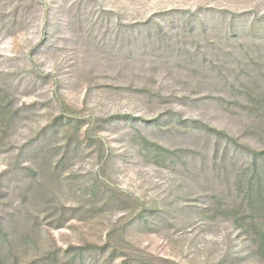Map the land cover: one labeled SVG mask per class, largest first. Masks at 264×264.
Listing matches in <instances>:
<instances>
[{
	"label": "rangeland",
	"instance_id": "rangeland-1",
	"mask_svg": "<svg viewBox=\"0 0 264 264\" xmlns=\"http://www.w3.org/2000/svg\"><path fill=\"white\" fill-rule=\"evenodd\" d=\"M0 104V264H264V0H0Z\"/></svg>",
	"mask_w": 264,
	"mask_h": 264
},
{
	"label": "trees",
	"instance_id": "trees-1",
	"mask_svg": "<svg viewBox=\"0 0 264 264\" xmlns=\"http://www.w3.org/2000/svg\"><path fill=\"white\" fill-rule=\"evenodd\" d=\"M253 101H258V99H253ZM256 103H251V110H255ZM1 108L2 105L0 104ZM10 113H7V117H4L3 121L9 123L12 121L13 116ZM74 120L72 121L70 117L64 125L76 123L79 128L81 122L75 118ZM230 140L238 144L235 138L230 137ZM66 146H69V143ZM156 146L154 145V147ZM243 148L246 151L253 152L249 147ZM164 152L168 153V150L165 149ZM254 153L256 155L252 157V161L239 173L236 179L237 191L243 194L241 201L239 203L234 202L231 205H221L217 211L232 220L242 234L251 242L254 254L264 259V151L259 153L254 151ZM6 236L7 233L0 227V238H6ZM68 264L75 263L71 260Z\"/></svg>",
	"mask_w": 264,
	"mask_h": 264
}]
</instances>
